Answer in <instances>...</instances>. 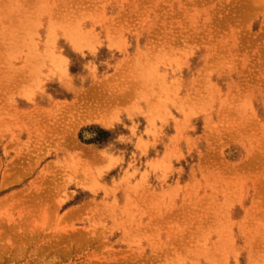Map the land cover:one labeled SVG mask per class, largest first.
I'll list each match as a JSON object with an SVG mask.
<instances>
[{
  "label": "rangeland",
  "instance_id": "rangeland-1",
  "mask_svg": "<svg viewBox=\"0 0 264 264\" xmlns=\"http://www.w3.org/2000/svg\"><path fill=\"white\" fill-rule=\"evenodd\" d=\"M0 264H264V0H0Z\"/></svg>",
  "mask_w": 264,
  "mask_h": 264
},
{
  "label": "bare ground",
  "instance_id": "bare-ground-1",
  "mask_svg": "<svg viewBox=\"0 0 264 264\" xmlns=\"http://www.w3.org/2000/svg\"><path fill=\"white\" fill-rule=\"evenodd\" d=\"M33 27V26H32ZM24 31V30H23ZM52 43H53V41H52Z\"/></svg>",
  "mask_w": 264,
  "mask_h": 264
}]
</instances>
